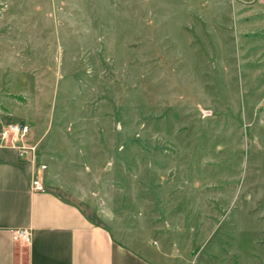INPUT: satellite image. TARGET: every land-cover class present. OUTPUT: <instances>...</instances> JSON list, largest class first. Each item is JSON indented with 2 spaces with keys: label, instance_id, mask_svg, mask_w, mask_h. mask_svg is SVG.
<instances>
[{
  "label": "rangeland",
  "instance_id": "374dc122",
  "mask_svg": "<svg viewBox=\"0 0 264 264\" xmlns=\"http://www.w3.org/2000/svg\"><path fill=\"white\" fill-rule=\"evenodd\" d=\"M0 122L122 242L264 264V0H0Z\"/></svg>",
  "mask_w": 264,
  "mask_h": 264
},
{
  "label": "crops",
  "instance_id": "0c3cea01",
  "mask_svg": "<svg viewBox=\"0 0 264 264\" xmlns=\"http://www.w3.org/2000/svg\"><path fill=\"white\" fill-rule=\"evenodd\" d=\"M40 158L28 160L15 146L0 144V264L194 263L198 251L180 248L168 232H160L162 241L145 240L138 247L122 242L103 206L94 208L54 184L52 166ZM35 175L44 190L32 188ZM18 228L31 229L30 244L15 239Z\"/></svg>",
  "mask_w": 264,
  "mask_h": 264
},
{
  "label": "built area",
  "instance_id": "2783aa9c",
  "mask_svg": "<svg viewBox=\"0 0 264 264\" xmlns=\"http://www.w3.org/2000/svg\"><path fill=\"white\" fill-rule=\"evenodd\" d=\"M31 131L29 124L22 122H0V144H10L15 146L20 155L28 160H35L38 152L35 144L27 140V135ZM41 169L47 167L46 164H40ZM32 188L37 191L44 190V183L39 175H35L31 182ZM16 240L24 244H30L32 241V231L30 228H18L14 231Z\"/></svg>",
  "mask_w": 264,
  "mask_h": 264
}]
</instances>
